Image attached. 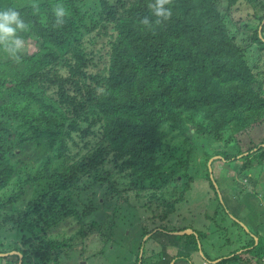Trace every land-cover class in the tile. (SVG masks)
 I'll return each instance as SVG.
<instances>
[{
  "label": "trees",
  "instance_id": "1",
  "mask_svg": "<svg viewBox=\"0 0 264 264\" xmlns=\"http://www.w3.org/2000/svg\"><path fill=\"white\" fill-rule=\"evenodd\" d=\"M238 1L169 0L170 17L155 23L148 8L154 0H61L69 15L62 26L54 27L52 7L57 0H0V7L19 8L30 24L21 35L36 47L31 52L25 48L19 61L0 50V85L6 94L0 103V228L10 220L16 230L30 233L23 240L25 247L0 251V264H11L12 259L14 264H30V256L37 259L34 264H46L63 247L62 240L46 235L48 229L59 221L69 226L66 218L81 221L98 213L95 194L90 206L78 210L84 189L78 183L84 177L68 164L66 154L73 133L97 132L89 153L94 158L110 154L112 164L120 163L128 185L135 188L146 180L154 185L161 177L166 163L159 149L168 146L166 127L186 140L194 134L202 140V151L213 137L232 141L235 148L224 150L229 153L222 157L245 156L243 167L253 165L254 159L244 163L247 158L264 162V136L258 130H264V2L245 0L259 6L253 13L258 23L238 41V29L230 28ZM144 16L149 25L140 22ZM251 46L260 52L254 61L248 60ZM101 50L105 62L95 60ZM62 68H68L66 74ZM50 86L56 88L55 95L46 93ZM33 147L40 149L36 156L31 155ZM221 150H204V158ZM187 177L177 196H164L152 186L148 197L160 207L153 213L158 225L188 228L169 221L190 186ZM208 179L213 186V174ZM103 180L107 184L99 196L122 199L117 180L96 175L94 181ZM8 185H13L9 192ZM136 196L143 202L144 195ZM20 202V212L3 211ZM88 226L98 227L93 220ZM244 227L248 239L212 264L258 261L264 239ZM194 230L183 236L187 248L197 250L204 233ZM79 231L84 235L85 225ZM17 250L21 256L13 253Z\"/></svg>",
  "mask_w": 264,
  "mask_h": 264
},
{
  "label": "rangeland",
  "instance_id": "2",
  "mask_svg": "<svg viewBox=\"0 0 264 264\" xmlns=\"http://www.w3.org/2000/svg\"><path fill=\"white\" fill-rule=\"evenodd\" d=\"M20 1L33 3L36 0ZM254 8L260 11L259 6H251L245 0H239L233 7L230 28L238 29V41L245 38L243 34L251 32V26L258 23L257 17L253 15ZM26 48L27 52L36 48L31 39L26 41ZM259 53L255 46H251L248 50V60H257ZM261 53L264 56L263 52ZM95 60L106 61L103 50L100 52V59L95 55ZM98 68L96 66V70ZM67 70L68 68H62L61 72L66 74ZM10 75L12 73H9ZM55 90L54 86L46 87V93L49 95H55ZM5 100V86L0 85V103ZM258 130L264 136L263 127H259ZM96 133L88 130L73 133L72 139L68 142L66 154L68 164L72 163L76 171L82 173L84 177L78 183V186H84L80 192L78 189L82 197L79 202V212H82L87 205H91L89 198L95 194L98 197L93 205L98 209V213L90 215L91 218L80 217L81 221L75 217L66 218L64 220L68 219L69 226L59 221L53 228L48 229L46 235L62 240L63 247L58 249L59 254H52L46 264H202V260L205 261V259L209 260L206 264H212L216 256H223L234 251L248 239L244 224L252 232L258 231L264 239V162L260 164L257 158H247L244 163L254 159L253 165L247 167L245 164L243 167L242 159L245 156L239 155L236 160L231 158L224 160L222 155L227 156L229 153L224 150L235 148L232 141L229 144V140L226 142L213 137L209 146L205 145L209 149L204 150L207 152L220 148L223 150H221L222 153H214L206 160L204 150L200 149L202 142L200 138L193 134L190 140H186L182 133L166 127L164 133L168 146L159 149V156L166 163L161 177L154 185L146 180L135 188L128 185V176L120 163L112 164L110 154L94 158L89 153L98 141L99 137ZM37 150L40 149L33 147L31 155L36 156ZM81 160L84 161L83 164L80 163ZM29 161L32 162L35 159ZM212 174L214 187L208 179ZM96 175L115 178L122 199H117L115 194H112L111 198L110 195L106 198L100 197L107 183L105 180L103 183H96L94 181ZM187 176L190 177V186L184 192L183 202L171 213L169 221L175 226L182 224L188 226V232L189 229L192 231L195 229L199 234L204 233V236H200L199 247H201L197 250L187 248L184 242L186 237L174 233L176 230H171L173 227L169 226V222L168 225H158L159 219L153 213L160 207L154 198L148 197L153 191L152 186L159 187L164 196H177ZM12 189L13 185H8L6 188L8 192ZM156 192L160 193L158 190ZM136 195H144L143 202H140ZM29 196L28 193L23 199L27 200ZM23 205L24 203L20 202L15 206L3 208L5 209L3 211L18 213ZM223 218H225L224 221H222ZM92 220L98 227L89 228L88 223ZM164 222L166 223L161 221V223ZM84 225L86 233L81 235L79 230ZM23 232V230H16L10 220L3 222L0 228V251L8 250L13 245L25 247L23 240L30 236V233ZM169 247L171 251H165ZM182 249L191 254L181 251ZM15 252L21 255L18 250L13 253ZM246 255L248 256L243 253V256ZM28 258L30 264L37 262V259L32 256ZM14 263L15 259H12L11 264ZM5 264L10 263L7 261ZM255 264H264V253L258 261H255Z\"/></svg>",
  "mask_w": 264,
  "mask_h": 264
},
{
  "label": "clouds",
  "instance_id": "3",
  "mask_svg": "<svg viewBox=\"0 0 264 264\" xmlns=\"http://www.w3.org/2000/svg\"><path fill=\"white\" fill-rule=\"evenodd\" d=\"M168 2L169 0H154V2L148 4L152 16L156 18L155 23H160L162 20H167L170 17L171 10L169 7H166ZM31 7L33 10H36L38 5L33 4ZM52 15L54 17L53 26L59 27L64 24L65 19L69 15V10L61 0H57L52 7ZM140 22L144 25H149L150 19L148 16H144L141 18ZM29 30L30 24L17 6L0 7V50H2L8 57L15 61H19L22 58V54L26 48V40L21 33L28 32ZM183 230H188V228ZM183 230H177L174 232L181 236H183L184 233L192 232L191 229H189V232H180ZM181 251L187 250L182 249ZM219 259L220 256L217 257L215 261ZM207 261L209 260L205 259L204 263L206 264Z\"/></svg>",
  "mask_w": 264,
  "mask_h": 264
},
{
  "label": "crops",
  "instance_id": "4",
  "mask_svg": "<svg viewBox=\"0 0 264 264\" xmlns=\"http://www.w3.org/2000/svg\"><path fill=\"white\" fill-rule=\"evenodd\" d=\"M174 233H175V232H174ZM169 250L171 251V248H170V247H169V248H167V250L165 249V251H167V252H168ZM178 250H179V249H178ZM192 252H193V251H192ZM190 254H191V252H190ZM151 262H153V261H151ZM151 262H149V263H151ZM204 262H205V261H204V260H202V264H205Z\"/></svg>",
  "mask_w": 264,
  "mask_h": 264
},
{
  "label": "water",
  "instance_id": "5",
  "mask_svg": "<svg viewBox=\"0 0 264 264\" xmlns=\"http://www.w3.org/2000/svg\"><path fill=\"white\" fill-rule=\"evenodd\" d=\"M187 230H183V231H180V232H186ZM2 254H7V253H2ZM21 256V255H20Z\"/></svg>",
  "mask_w": 264,
  "mask_h": 264
}]
</instances>
